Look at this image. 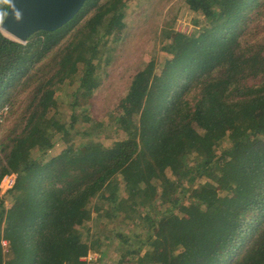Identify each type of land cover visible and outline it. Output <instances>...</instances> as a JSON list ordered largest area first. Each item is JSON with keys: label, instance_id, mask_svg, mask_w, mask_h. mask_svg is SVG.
<instances>
[{"label": "trees", "instance_id": "1", "mask_svg": "<svg viewBox=\"0 0 264 264\" xmlns=\"http://www.w3.org/2000/svg\"><path fill=\"white\" fill-rule=\"evenodd\" d=\"M183 4L203 20L162 46L159 73L151 60L133 75L107 113L115 138L53 154L50 134L76 122L57 118L56 88L98 86L125 0H85L23 43L0 31V182L14 174L0 193V264H70L88 250L96 264H264V0ZM102 216L125 231L100 237Z\"/></svg>", "mask_w": 264, "mask_h": 264}, {"label": "rangeland", "instance_id": "2", "mask_svg": "<svg viewBox=\"0 0 264 264\" xmlns=\"http://www.w3.org/2000/svg\"><path fill=\"white\" fill-rule=\"evenodd\" d=\"M122 9L125 13L123 18L125 28L120 35L121 39L113 44L108 53L103 52L97 61L98 86L87 96L78 97L74 95L76 86L70 84L68 80L57 86L56 116L66 127H70L69 122L72 116H75L76 122L70 130L72 132L78 130L82 138L77 135L75 137V134L70 131L66 135L67 138H63L60 133H51L50 138L54 143L48 150L49 154L59 152L68 141L73 139L80 140L79 142L87 139H96L103 143L111 142L115 137L108 128L107 113L118 97L125 92L133 75L141 71L151 60L154 61L155 69L159 73L170 58L164 53L162 46L167 42H175L176 32L191 33L198 28L194 22L203 20L200 14L187 8L183 0H125ZM259 37L260 35H257V38ZM3 118L1 121L4 120ZM222 146H226V142L222 143ZM83 147L86 148L85 145ZM34 153L38 154L39 151L35 149ZM12 178L14 174H7L2 178L0 193L9 187ZM5 203L8 204V201ZM107 220L106 216L99 219L101 225H97V232H101L100 237L114 226L125 231L123 223L109 225ZM93 228L94 225H92ZM90 233L91 230L88 232L84 230L83 235L87 236ZM116 244V240H113L109 246L103 244L102 249H105L107 254L113 255L112 250ZM92 251L98 254V259V251ZM108 261L112 259H104L105 264Z\"/></svg>", "mask_w": 264, "mask_h": 264}, {"label": "water", "instance_id": "3", "mask_svg": "<svg viewBox=\"0 0 264 264\" xmlns=\"http://www.w3.org/2000/svg\"><path fill=\"white\" fill-rule=\"evenodd\" d=\"M85 0H14L15 9L21 14L16 20L12 13L5 17L0 31L18 42L36 31L54 32L63 27L82 7Z\"/></svg>", "mask_w": 264, "mask_h": 264}, {"label": "built area", "instance_id": "4", "mask_svg": "<svg viewBox=\"0 0 264 264\" xmlns=\"http://www.w3.org/2000/svg\"><path fill=\"white\" fill-rule=\"evenodd\" d=\"M7 106L6 104L2 105L0 107V120L2 119V117H4V115L7 113ZM13 179L9 185V187L11 186V184L13 183ZM7 188V187H6ZM3 245L6 244V240H2ZM97 253L95 251L92 250H88L85 254L81 255L77 261L70 263V264H96L97 261Z\"/></svg>", "mask_w": 264, "mask_h": 264}, {"label": "clouds", "instance_id": "5", "mask_svg": "<svg viewBox=\"0 0 264 264\" xmlns=\"http://www.w3.org/2000/svg\"><path fill=\"white\" fill-rule=\"evenodd\" d=\"M9 12L12 13L16 20L21 18L20 12L15 9L14 0H0V27H2L4 19L9 15Z\"/></svg>", "mask_w": 264, "mask_h": 264}]
</instances>
